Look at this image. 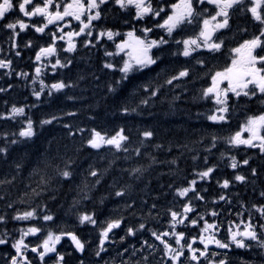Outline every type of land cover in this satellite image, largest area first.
<instances>
[{"label":"snow or ice","instance_id":"6c2138e0","mask_svg":"<svg viewBox=\"0 0 264 264\" xmlns=\"http://www.w3.org/2000/svg\"><path fill=\"white\" fill-rule=\"evenodd\" d=\"M13 12L28 22L20 16L12 20ZM241 17L244 23L239 22ZM0 28L6 30L8 40V55L0 48V77L30 81L34 99L30 106L12 103L0 112V121L20 125L17 130L0 132V166L7 170L0 186H13L21 176L25 166L14 153L35 140L37 127L44 129L65 116L78 115L76 111L52 114L37 124L26 108L38 107L36 102H42L45 93L48 98L64 95L73 100L66 90L86 92L87 83H93L105 101H114V115H152L158 105H167L165 114L174 115L187 97L188 85L202 81L193 99L208 105L207 111L196 113L197 119L207 121L193 141L199 149L187 143L158 142L155 130L147 127L136 129L133 137L131 129L124 127L109 134L95 126L63 122L68 137L81 136L76 151L87 149L89 155L106 160V166L98 169L89 163L78 183L70 156L59 157L64 166L55 165L54 175L39 166L29 173L28 179L39 176L36 187L25 185L31 191L23 195L30 199L51 191L50 199L56 200L54 181L75 186L76 194L65 211L74 217L70 226L44 200L21 210L8 198L10 193L0 195L6 208L14 209L0 215V247L8 249L0 256V264H69L68 257L75 264H233L237 250L255 252L264 264V164L253 166V156L247 152L239 160L233 154V150H252L264 161V0H0ZM29 30L36 36H21ZM26 50L32 51L31 71L18 70L8 58L22 60ZM82 50H87L89 64L91 55L101 54L97 71L89 68L72 78L69 73ZM46 74L53 77L52 82H45ZM81 82H86L83 88ZM13 88V83L0 86V95ZM238 111L243 119L231 130ZM87 118L95 120V113ZM225 129L229 130L223 134ZM221 144L225 147L220 159L231 170L230 178L216 175L219 163H209ZM174 148L180 156L185 154L182 149L194 153L192 178L167 184L175 201L165 209L164 225L150 227L151 221L160 223V212L153 215L159 197L153 196L149 204L147 198L134 195L133 189L141 184L147 189L151 180L145 179L146 174L160 165L175 174L180 157L161 160L154 154L172 153ZM51 149L50 141L45 152ZM201 160L202 166L196 163ZM44 164L45 169L53 167L48 161ZM108 175H112L107 185L110 191L97 201L93 193ZM213 181L220 192L209 198L203 185ZM257 182L261 202L248 205L234 189ZM110 198L122 208L101 219L98 213ZM86 201L93 202L92 210L84 208ZM138 210L142 215L137 216ZM11 222L26 226L14 224L9 229ZM235 258L239 264H249L242 257Z\"/></svg>","mask_w":264,"mask_h":264},{"label":"trees","instance_id":"16d2710c","mask_svg":"<svg viewBox=\"0 0 264 264\" xmlns=\"http://www.w3.org/2000/svg\"><path fill=\"white\" fill-rule=\"evenodd\" d=\"M20 14L18 12H13L10 14V18L15 20ZM21 19H24L25 22L27 18L20 16ZM240 23H244V18L241 17ZM109 24L113 23L111 19L108 21ZM235 27V25H234ZM6 30L0 28V48L4 49V55H8V40L6 36ZM231 35V34H229ZM22 37H35L36 34L32 31H28L27 33H21ZM36 41L34 40V43ZM43 43L44 41H39ZM87 50H82L80 55L76 57L75 65L73 70L69 75L72 78H75L78 74L87 71L89 68L91 71H97V65L99 64L98 56L101 54L94 53L90 57L85 56V52ZM32 55L31 50L24 51L23 59L17 60L14 56H9L14 60L15 66L17 69H23L25 71H31V61L29 57ZM182 61L183 58L181 57ZM63 75V74H61ZM66 78V77H65ZM106 79V78H105ZM53 77L51 75L46 74L45 82H52ZM7 83H13L14 88L10 90L8 93L0 95V112H5L6 107H9L12 103L21 105H31L34 102V99L31 95V90L28 83L24 81H17L13 77L11 81H8L6 77H0V86H6ZM86 82H81V88L85 86ZM200 83L198 82L195 86L188 85L189 91L187 93V97L184 101L180 102L179 108L176 113L166 115L167 105L160 106L158 105L155 109H153L152 115L145 114L144 116H130V117H122L118 114H113L114 111V101L108 100L105 101L102 98L103 93L100 89H96L93 83H87L88 91L82 92L80 88L74 90H66L68 95H72L75 97L73 100L67 99L64 95H57L56 98H48L46 93L44 97H42V102H36L38 107L32 108L27 107L26 113L32 117V119L38 124L40 119L46 118L52 114L62 116L64 112L67 111H76L78 115L76 117H64V120L61 122H56L53 126H46L44 129H40L37 127L38 136L35 138L33 142H28L25 145H22L17 151L14 153V156L24 163V169L22 170V174L17 178L15 184L13 186H0V195H5L6 192L10 193L8 196L14 204L15 208H19L21 210L28 208L29 205L35 207L37 203L41 200H44L49 205L50 209L53 213L58 217L61 222H67L70 226L74 217L65 215V211L68 208V205L71 203L73 197L75 196L73 185L69 187L66 183L62 185L56 184L54 181L52 184L53 188H56V200H51V191L46 192L42 197L38 198H29L24 196L23 194L27 191L30 192V188H26V184H31L32 187L37 186V181L39 180V176H33L31 179H28L29 173L31 170L37 166L39 168L45 170L49 175H54L53 168L55 165H59L60 167L64 166V162L59 157H63L67 159L69 156L73 158L75 163L73 167L76 169L77 183L83 177L79 175L84 169L87 168L89 163L94 164L98 169H102L106 166V160L102 161L95 155H89V150L85 149L83 152H77V148L80 147L81 136L77 134L74 137H68L66 135L67 130L62 127L63 122H70L73 126L80 125L81 127H97L98 129L107 131L109 134H112L119 127H124L126 129H131V134L135 137L136 129L138 128H152L156 132V140L158 142H167L172 141L173 144L177 143H187L189 147H194L199 149L201 146L194 144L193 141L199 138L200 131L207 126V121H205L202 117L197 119V112H205L207 111L208 105L203 102L196 101L193 97L196 95V92L199 89ZM34 87H39L38 85H34ZM5 101L8 104H5ZM259 106H254L252 111H255ZM95 113L96 119L93 121L88 120V116ZM243 119V113L237 112L233 116V122L231 125V130L237 128L240 120ZM20 127L19 123L13 124L12 122L0 121V132L4 131H13L17 130ZM229 129L223 130V134H226ZM86 135V133H85ZM52 143L51 152H45V149L48 148L49 142ZM207 143V141H205ZM224 145H219V151L214 150V155L209 157V163H219V167L216 175L220 177H231V170L226 168L224 164L225 161L220 159V151H224ZM57 149L59 150V154L57 155ZM149 151H153L149 149ZM185 154L184 156H180V153L173 149L172 153H160L154 152L161 160L167 158L171 159L173 156H178L179 158V170L173 174L169 172V168L165 165H160L156 171H149L146 174V180H151V184L147 189H144L143 184L140 185L139 188L133 189V194L142 196L149 200V204L152 203V197L158 196L159 199L156 201L157 209L153 212V215L156 214V211L160 212V223L157 224L155 221H151L149 223L150 227L161 228L167 217L165 216V209L173 204L175 201V197L171 194L170 190L167 189V184L172 182L174 184L185 183V178L191 179V173L194 168L193 161L191 160V155L194 153L187 152V150L182 149ZM253 156V160L251 161L253 166H261L264 164V161H261L252 150H233V154L237 156V159H243L245 154ZM104 156H109L107 152L103 153ZM203 155V153H201ZM50 162L53 167H48L45 169L44 162ZM132 163V162H129ZM198 165L202 166V160L196 162ZM7 170L0 166V179L4 178V174ZM165 173H167L165 175ZM117 177L120 173H114ZM9 178H11L9 176ZM112 182V175L105 176L101 185L97 186V190L94 191L93 196L98 201L100 196L107 195L110 189H108L107 185ZM164 187H161V186ZM204 187L208 188V192L205 193L209 198L215 196L220 192V189L216 187L215 181L211 184H205ZM255 188V190H254ZM261 189V185L257 182L256 186L248 185L247 187L237 185L234 191H238L240 193V199L246 201L248 205L252 203H260L259 191ZM167 193V194H165ZM23 197L24 203H20V198ZM95 205L92 201H86L84 204V208L87 210H92ZM122 208L121 204L116 202V199L110 198L105 201V206L103 212L98 213L100 218L103 219L105 215L109 212H112L113 209ZM238 208V205H234V209ZM147 209L145 208V211ZM203 210L202 208L200 209ZM14 209H7L4 201H0V215L8 212L11 214ZM127 215V213H125ZM142 215V213L138 210L137 216ZM232 218H235V210H232ZM129 221L135 223V219L129 217ZM32 223H36L33 221ZM17 227L26 226L24 223L17 224L16 222H11L8 225L9 229L13 228V225ZM2 227V226H0ZM122 234V233H121ZM223 235V233H222ZM8 251L7 248L0 247V256H3ZM242 257L246 261H249V264H260V259L255 252L246 253L240 250H237L233 253V264H239L238 259L235 257ZM69 264H75V260L72 257H68ZM155 264V262H153Z\"/></svg>","mask_w":264,"mask_h":264}]
</instances>
